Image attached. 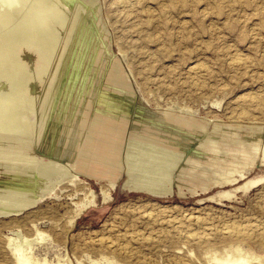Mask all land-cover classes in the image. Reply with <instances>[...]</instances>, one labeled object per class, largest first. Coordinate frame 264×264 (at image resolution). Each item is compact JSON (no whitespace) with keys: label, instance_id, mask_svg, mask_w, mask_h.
I'll return each mask as SVG.
<instances>
[{"label":"rangeland","instance_id":"obj_1","mask_svg":"<svg viewBox=\"0 0 264 264\" xmlns=\"http://www.w3.org/2000/svg\"><path fill=\"white\" fill-rule=\"evenodd\" d=\"M34 1L19 0L8 9L7 0H0V100L29 110L19 120L35 129L28 141L0 142V183L25 186L41 197L19 212L0 213V264H24L23 258L33 264H217L240 257L264 264V0H72L63 25L54 20L43 35L49 40L58 31L41 85L34 43L19 44L27 32L17 33L13 44L6 36ZM3 13H11L5 24ZM74 18L89 31L99 60L89 72L95 86L78 142L70 156L60 157L44 152L36 128ZM111 74L116 99L102 97ZM64 75L52 95L59 107L67 96L61 88L69 87ZM108 106L122 110L114 113L115 143L103 144L92 157L95 115ZM15 117L11 111L2 123ZM173 129L182 142L174 145L173 162L164 167L159 160H135L131 149L145 137ZM26 148L36 162L49 156L85 173L79 180L66 175L35 183L37 177L12 168V160L28 158ZM90 162L111 169L113 185L107 176H90ZM151 169L158 172L148 175ZM142 182L157 184L162 193L142 190Z\"/></svg>","mask_w":264,"mask_h":264},{"label":"bare ground","instance_id":"obj_2","mask_svg":"<svg viewBox=\"0 0 264 264\" xmlns=\"http://www.w3.org/2000/svg\"><path fill=\"white\" fill-rule=\"evenodd\" d=\"M18 1L19 0H7L6 5L12 6V5H15V3ZM20 1H22V0H20ZM71 2H72V0H35L33 5H32V8L28 12L23 14V16H22L23 22H21V24L14 25V27L11 29V31H9V32L6 31V32H8L6 34V36H8V38L10 39L9 41L11 44L16 42L15 36L17 33L21 32V31L27 32V33L24 32L27 35V38H25L23 41L21 40V42L19 44L24 45L29 40H32V42L34 43L33 53H35L34 55L36 58L35 59V69H36V74H37V83H39V85H41V83H42V80H43V77H44L45 72L47 70L51 56L54 53L55 47L57 45L58 31H54L52 34H49V36H47L49 40H46L43 37V35H46L49 32V26L51 25L52 21H54V20L57 21L56 24H59L60 27L63 25L64 16L62 18V14H63V12H65V14H66L67 11H64V10H66V8H70ZM119 2H122V1H119ZM19 6H21V5H19ZM1 7H2V5H1ZM12 8H13V6L8 8V9H12ZM15 9L17 10V8H15ZM24 9H25V6H24ZM4 11L5 10L3 8V12ZM22 11H24L23 7H22ZM10 14L7 13L5 16L2 17L1 22L3 24L10 21V17H11ZM1 15H2V12H1ZM93 17H94V15H93ZM79 20H82V19H80V16H79ZM65 24L66 23L64 22V25ZM77 26H78V29L76 28ZM69 27L71 28L70 33L67 34L66 41H65V43H63L65 45H64L63 50L61 51V54H60V57L58 60V65L55 68V71L53 73L52 84L49 87V89L47 90L46 95H45L43 111H42V113H43L42 123L38 128H36V130H37L36 140L39 141L40 138L42 139V143H43L42 148L45 150L44 152H46L49 155L51 154V155L60 156V157L70 156V154L73 151V148L75 147V145L78 142V139L80 136H78V134H77V128L79 127V123H81V121L84 120V118L88 115V109L89 108H88V102H86V101L88 100L87 98H89V96H90L88 93L92 92L94 90V86H95L94 81L89 76V74H90L89 72H93L94 67L97 65L98 60H99V55L96 51V47L92 43V40L90 39V36L88 34L89 31L86 30V28L83 24V21H81V23H80L77 18H74L72 20L71 26H68V28ZM75 29H77L76 32H75ZM2 49L0 51H2ZM3 51H4V49H3ZM4 55H5V52H4ZM16 66L19 69H21L22 68V62L16 61ZM52 66H53V64H52ZM10 68H11V66H10ZM51 69H53V68H51ZM63 73L65 75H67V77H68V78L66 77L65 81L69 82V85H68L69 87L63 86L61 88L67 93V96L65 98L64 105L59 107V106H57V104H53L52 95H53L54 91L56 90L57 82L59 80L61 82L64 81L63 78H60L61 74L63 75ZM13 77H15V76H13ZM115 78H116V75L111 74L108 84L105 85L107 92L105 90H103L102 97H104L106 99L107 98L111 99L113 97L116 99L119 97L118 96V90L116 89V85H115V82H116ZM80 80H81V83H80L81 85L78 88L76 85L78 84V82H80ZM23 83H24L23 91L25 93H28V89H29L28 87L29 86H28L27 80L23 79ZM65 84H66V82H65ZM18 87H20V86H18ZM13 92H15V91H13ZM75 92H78L80 98L78 96L76 98L77 100H74L75 108L72 109L70 107V104L73 103ZM119 92L122 93V91H119ZM11 95L14 96V94H12V93H11ZM16 96H18V95H16ZM1 97H3V96H1ZM19 99L20 98H18V101H19ZM28 99H29V102H31L32 97L28 98ZM11 100H13V99H11ZM22 103H25L24 100ZM29 104H31V103H29ZM19 106L20 105H17V103L12 104V101L10 103V102H7V100L5 101V99L0 100V142H6L9 144V146H12V144L15 145V142H23L24 140H27V137H30V135H31V137H33L35 134V133L32 134V132H34V130H35L33 126L25 123V121L23 122V120L22 121L19 120L21 111L24 113L25 112L27 113V111H29V110L23 111L22 109L20 111ZM105 109L106 110H99L98 111V114L95 115V122L92 119L94 122V125H92V126H94V129H92V130L93 131L95 130V132L89 137L90 138L89 155L92 157H94L95 155H98V152H101L103 150V147H104V146H102L103 144H106L109 148L112 145H114V143H115V139L113 137V131H114L113 128H117V126H115V125L118 124L117 123L118 120L115 117L114 113L122 112V110H118V109H115L113 107H109V108H105ZM11 111L16 112V117L14 118V121L12 120L13 123H6V124L2 123L3 119L6 117L7 114L9 116V113ZM30 111H33L32 105L30 107ZM53 115H58V118H57L56 122L53 121L54 123H53V125H51L50 122H52ZM47 117H48V122H46ZM32 118H33V116H32ZM8 120H7V122H8ZM175 120L179 121V122H177V121L176 122L178 124L183 125V126H187V127L193 126V124L189 123V121H184V124H183V123H181L182 121L180 122V119H175ZM181 125H178V127ZM42 130H43V132H42ZM180 130H183V129L181 128ZM157 132H158V129H157ZM159 132H160V130H159ZM132 134H134V133H132ZM179 135H181V134L178 133V135H177L176 131L174 130L173 132H171V131L165 132L164 131L162 135L155 134V135L150 136L149 138L145 137V141L141 145L139 144L138 145L139 147L135 146L134 149H131V150H134L133 152L137 151V154L135 156H133L134 155L133 154V155H131V157L132 156L134 158L136 157V158H138V160H142L144 158L145 159L150 158V159H154V160H159V162L161 161L160 163H164L161 166L165 167L167 164H169L168 163L169 161L173 160L172 157H173L174 151L176 150V148H174V145H177V146L180 145L181 146V144H182L181 140L177 137ZM141 138L142 137H140V139ZM129 144L132 145L131 143H129ZM23 151L27 154L28 158L26 157V159H21L20 157H18L16 159L12 160V162H14L12 168H14V169L16 168V169H18V171L28 172L27 175L29 177H32V178L37 177V179L34 180L35 183L43 184L44 181L47 183V181H51L55 177L56 178L58 177L59 180H61L66 175H70V176H72L73 179L79 180V178H80L79 176L80 175L82 176L85 173L84 169L79 170L78 167H76L74 165V163H67V165H65V164L63 165V164H60V162H58L57 160H53L49 156L43 155L42 157H40L39 161L36 162L34 159H31L29 157L32 155L31 150L29 148L23 149ZM18 152H20V151H18ZM142 153L144 156L142 155ZM128 156H129V154H128ZM128 156H127V158H128ZM136 158H135V160H136ZM154 160L153 161L150 160V161H152L154 163L155 162ZM91 162H93V161H91ZM91 162L89 164L85 165L87 171L90 173V176H93L95 179L105 178L107 176L105 180H107L108 182H110L111 185H113L115 179H114V177L113 178L109 177V175H111L110 173L112 172V170L109 169V171H108L107 168H104L106 166L102 165V164H98V165L95 164L93 167V165H91L92 164ZM156 162H158V161H156ZM171 162H173V161H171ZM160 163L158 166H160ZM102 166H104V167H102ZM6 168H8V167H6ZM71 169L75 170L74 174H72L70 172ZM7 170H10V169H7ZM157 172H158L157 169H155V171L153 169H151L147 172V174L150 175V173L152 174V173H157ZM16 174H20V173H16ZM24 177H26V175H24ZM24 177H23V179H24ZM152 179H154V178L152 177ZM156 185L142 182L141 189L145 190L147 192H150V193H154V194L162 193L161 192L162 188H160V186L157 187ZM104 197H106V194H104ZM40 198L41 197L38 196L37 194L31 193V191L28 190L25 186H20L19 184L15 185V183H13V184L0 183V213L19 212L22 209L26 208L27 206L33 205ZM125 246H127V245H125ZM125 255H126V252H125ZM257 259L258 258L256 257L255 260L257 261ZM23 262H24V264H33L28 258H23ZM248 263H249V261L246 258L240 257V258L236 259L235 261L225 260V261L219 262L217 264H248ZM35 264H45V263H35Z\"/></svg>","mask_w":264,"mask_h":264}]
</instances>
